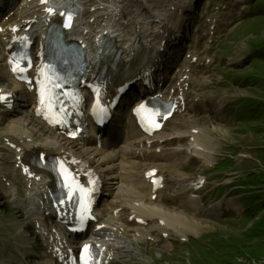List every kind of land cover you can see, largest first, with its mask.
<instances>
[{
    "label": "rangeland",
    "instance_id": "1",
    "mask_svg": "<svg viewBox=\"0 0 264 264\" xmlns=\"http://www.w3.org/2000/svg\"><path fill=\"white\" fill-rule=\"evenodd\" d=\"M179 1L185 3L189 0ZM152 2L164 14L163 5L158 0H152ZM246 3L247 0H201L198 5L201 13L196 15L195 22L191 20L195 10H184L181 15L184 21L180 31H177L179 37H183L182 42L180 45L169 46L170 58L167 57V61L164 63L171 72L170 79L165 84L168 89L185 80H187L186 88L190 84L196 87L199 78L204 80L203 86L212 83L211 86L203 90L199 87L195 88V92L200 90V96L206 99L207 110V112H201L200 116L196 118V123L199 128L204 129L209 134L211 145L217 153L227 152L236 147L238 142L235 136L238 138L241 136V140L244 141L242 144H247L246 147L250 146L248 152L252 155L253 160H257L252 162L251 166L258 171L262 170L261 182H255V175L249 174L252 171L250 165L234 166L232 161L227 160L216 166L217 173H227L234 170L239 174L240 184L244 186L240 187L241 191L246 193V212L230 221H226L225 216L213 214L215 218H210V221L203 227L205 231H211L203 232L198 237H192L187 245L179 246L174 243L175 245L172 247L171 238L168 240L164 233H157V224L159 220L164 222L163 214L158 212L160 207L173 211V204L169 200L163 201V197L159 196L160 192H158V200H149L150 190L147 182L143 180L145 188L138 190L136 184L140 183L139 179L129 177L137 174L142 179V172L146 167L157 165L150 160L143 162L137 159L133 150L136 142L139 141V136H134L132 139L119 144V149L130 152L131 160L137 161L133 168H126L127 165L114 158V155H109L110 160L113 161L109 162L108 160L103 163L102 168L108 170L105 178L109 180L110 191L106 207L104 206L99 211L102 215H107L109 219L111 212H114L116 208H121L125 212L122 215V222H120L122 226L129 227L130 225L131 229L143 227L146 230L144 234L148 232L149 235L157 239L160 237L161 243L153 245L148 240L140 239L134 231L123 233L119 240H113L111 243L112 247H110L114 257L112 264H196L195 255L204 256V260L212 264V261L208 260L207 257L216 255L221 258L239 253H242L244 257H250V259L247 262L241 259L234 261L230 257V264H235V262L236 264H264V209H260L261 205H264V150L257 151L256 149L257 145L264 148L262 146L264 145V135L255 139L250 138L241 133L242 129L238 128H236L237 132L233 133L232 129L225 123V111L236 98L248 96L254 98L253 95L249 94L253 93L255 94L253 104H264V69L259 67L256 70L259 63L264 65V58H260L251 67L260 76V80L256 79V83L261 80L262 83H254L253 88H247L248 92L240 85L227 86V83H224L221 87L219 86L222 80L220 73L227 72V67L240 64L247 58L249 47L244 45V42L246 43L247 39L251 37H264V20L247 24L246 21L240 23L242 16L249 14V7ZM177 6L180 5L177 4ZM167 9L164 8V10ZM16 11V9L13 10V12ZM260 14L263 12L256 10L251 16ZM262 18L264 19V17ZM221 39L224 40L217 48ZM236 45L237 48L242 47L233 57L224 59L226 55L232 53ZM184 67L188 69L196 67L199 73L192 76L193 79H191L183 71ZM250 70L246 67V70L241 73H250ZM261 119L264 120V116H261ZM187 122L188 120H180L177 128H185ZM0 123L1 136L6 132L7 126L2 125L4 122L1 117ZM42 134L43 138L59 141L58 137L50 130L43 128ZM168 135L170 132L169 129H166L161 133L160 140ZM171 143L173 141L167 142L168 145ZM156 145L160 144L156 143ZM69 147L74 151L78 149L75 145H69ZM83 151L90 153L89 156L94 157L96 161L106 154V152L101 153V150H94L90 147L83 148ZM0 152L7 153L4 148H0ZM101 160L103 159L101 158ZM131 160L127 158V162ZM97 165L99 166V162ZM123 168L128 171V175L123 174ZM158 168L160 173L168 178V166L160 164ZM118 169L120 170L117 171ZM3 178L9 180L10 176L5 171L0 170V264H56L49 254L47 235L58 231L59 226L55 225L52 219L46 217L48 212H39L33 203H29L26 198L29 190L22 180L17 185L16 192H10L6 190ZM220 192L221 190H217L213 195H218ZM255 195L258 197L260 205L257 206L256 212H253L251 206L254 204ZM111 203H113L112 206H109ZM31 213L34 214L31 216ZM252 214L257 215V219L252 218L253 220H260L261 222L250 223ZM167 215L166 220L168 217L181 219L179 214L175 215L173 212ZM128 216L131 217L132 220L129 222L132 224L127 226L125 221ZM141 218L146 220V225L141 226L136 223ZM189 222H192V218H189ZM38 225L43 226V229L39 230ZM111 226H117V223ZM82 240V238H78L68 242H80Z\"/></svg>",
    "mask_w": 264,
    "mask_h": 264
},
{
    "label": "bare ground",
    "instance_id": "2",
    "mask_svg": "<svg viewBox=\"0 0 264 264\" xmlns=\"http://www.w3.org/2000/svg\"><path fill=\"white\" fill-rule=\"evenodd\" d=\"M40 1L41 0H37V3H39ZM48 1H52V0H48ZM72 1L74 0H70L71 8L81 10L82 13L84 14V17H86L84 30L82 31L81 30L82 27H79L75 37L85 47H87L86 55L88 56L89 59L91 54L97 53V50L93 51V45L96 43V35L101 32V31H97V29L99 28V21L101 20L104 24L102 32H108L109 30L114 29L119 33L120 38L124 40V44L126 46L129 43H133V41L139 38L143 47L149 52V59L151 61V65L148 68V70L145 69V71L143 72L144 79H141L140 83L144 84L145 81L148 82V80L155 81V72L157 67L160 66V62L164 57L168 38H166V41L163 42V44H161L160 41H162L164 36L167 37L169 35L175 34V30L180 31L181 29L180 24L172 23L173 19L175 17L179 18V16H175V14H166V13L163 14L161 10L152 3V0H75V3H73ZM158 1L162 5L165 4L168 8L170 6H176L178 10H182L187 7L186 3H183L182 1L179 0H158ZM177 4L180 6H177ZM92 7H95V10L94 12L91 13L90 9ZM19 15L21 17V13H19ZM91 18L95 19V23L92 25L88 23V21ZM32 28L33 26H31L30 30ZM124 29L126 31L123 33L122 30ZM40 31L43 37L46 31L45 29H40ZM42 37L40 38L41 40ZM122 50L125 53L123 55L124 59H128L129 54L126 53H130L131 50L127 48H122ZM152 68H154L153 72L150 71ZM168 75L169 74L164 76V80L169 78ZM162 81L163 80L155 81V84H160L162 83ZM148 83L151 84L150 82ZM156 88L157 86H155V89ZM17 89L19 94L25 95V93H23L19 87ZM146 89H148V85L145 87V90ZM127 98L128 97H124L123 101H126ZM7 126H8V130L4 135L7 138V141L13 142L14 144H20L22 138L15 133L14 130L15 123L10 122L7 124ZM119 131L121 132V129H119ZM91 132H94V130H91ZM24 134L26 136V139L33 143L32 145L29 146L35 147L37 149L27 150L26 147L16 146L15 149L16 150L18 149L19 151L16 155L11 157V159H13L16 163L19 161L24 162L27 156L33 155L35 153H40L43 149L49 153L59 151L57 142H53L50 140H40L35 143L33 139L34 135L32 133L25 132ZM83 138L85 139V142L87 144L89 145L92 144L89 141V137L87 136V133L83 136ZM126 139L127 137H125V141ZM160 142H165V141L160 140ZM108 143L109 140H105L104 146H108ZM105 150H109V149H105ZM180 150L182 149H177L176 151H180ZM0 165L10 168L8 163L2 157H0ZM12 166L14 167V163L12 164ZM11 171L15 173L14 169H12ZM29 182H31L33 188L42 189L44 187V184L47 183V178L45 175H43L40 181L38 182L29 181ZM34 195H37V193H35ZM150 196L151 193L148 196L149 200H150ZM172 196H175V194ZM112 204L113 203H111L109 206H112ZM124 213L125 212L121 209L120 214L123 215ZM97 217L99 219L102 218V216L98 213H97ZM112 217L114 216L113 213L111 212L109 218L110 221H113ZM128 218L129 216L126 217V221H125V225L127 226L128 224H132V222L131 223L129 222ZM141 220H143L144 222L146 221L144 218H141ZM113 222H114L113 224L117 223V226H113L116 228V232L112 230L114 234L115 233L118 234V236H116L117 240L121 238V234L123 235V233H128L132 231H134L140 239L146 237V235L144 234L146 230H144L143 227L131 229L130 225L129 227L122 226V224H120V222H122V218L119 221H113ZM189 231L191 234V230ZM166 237L169 238V236ZM159 243L160 241H158V244Z\"/></svg>",
    "mask_w": 264,
    "mask_h": 264
},
{
    "label": "trees",
    "instance_id": "3",
    "mask_svg": "<svg viewBox=\"0 0 264 264\" xmlns=\"http://www.w3.org/2000/svg\"><path fill=\"white\" fill-rule=\"evenodd\" d=\"M256 56L252 59V63H251V66H250V69L252 70V65H254V63L256 61H259L260 58H264V44H259V43H256ZM263 68L264 69V65L263 64H258L257 67H256V70H258V68ZM256 70H252L253 73H249V72H246V76H247V79L244 80V81H240V80H237L236 81V85H241L243 88H253V84L256 83V79L257 80H260V76L258 75V72H256ZM259 83H262V80L259 82ZM259 83H256V84H259ZM250 100H242V103H246ZM251 109L249 110L252 114L256 115L257 118H259L260 115L264 116V104L263 103H260L259 105L258 104H252L251 105Z\"/></svg>",
    "mask_w": 264,
    "mask_h": 264
},
{
    "label": "snow or ice",
    "instance_id": "4",
    "mask_svg": "<svg viewBox=\"0 0 264 264\" xmlns=\"http://www.w3.org/2000/svg\"><path fill=\"white\" fill-rule=\"evenodd\" d=\"M51 11V10H49ZM68 19L70 20L71 19V16L68 17ZM15 71V69H13ZM85 251H87V246H85Z\"/></svg>",
    "mask_w": 264,
    "mask_h": 264
}]
</instances>
